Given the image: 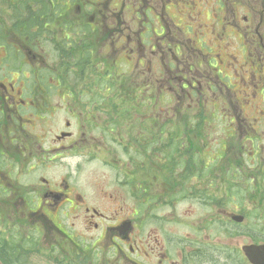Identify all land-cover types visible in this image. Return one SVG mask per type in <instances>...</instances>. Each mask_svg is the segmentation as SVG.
Listing matches in <instances>:
<instances>
[{
    "label": "flooded vegetation",
    "instance_id": "af4514ba",
    "mask_svg": "<svg viewBox=\"0 0 264 264\" xmlns=\"http://www.w3.org/2000/svg\"><path fill=\"white\" fill-rule=\"evenodd\" d=\"M51 92L61 103L65 93L77 127L64 123L49 138L29 119L45 112L38 99ZM111 94L134 97L146 110L160 101L166 111L141 116L136 139L92 137L91 124L102 131L113 124ZM215 121L227 135L212 142ZM169 125L183 138L144 136ZM122 142L138 143L142 153L157 142L148 156L172 178L139 188L138 180L131 187L115 179L135 190L136 207L174 208L176 196L217 215L197 219L191 235L171 230L176 222L189 227L173 214L163 220L138 211L132 220L93 209L84 224L95 233H65L61 210L85 201L48 170L64 156L87 162L96 147ZM162 142L169 147H154ZM174 142L178 153L168 154ZM106 157L118 165L115 154ZM256 209H264V0H0V264H253L243 248L264 246V218L250 215Z\"/></svg>",
    "mask_w": 264,
    "mask_h": 264
},
{
    "label": "rangeland",
    "instance_id": "374dc122",
    "mask_svg": "<svg viewBox=\"0 0 264 264\" xmlns=\"http://www.w3.org/2000/svg\"><path fill=\"white\" fill-rule=\"evenodd\" d=\"M50 94H53L51 92ZM65 94V93H64ZM64 94L60 95V97L63 100V103L60 102V98L56 96V93H54L50 98L47 96L46 98L38 99V102L42 105L43 112L41 114H36V116L32 117L30 116L31 123H35V125H39L37 128V133L40 132V130H46L47 137H52V135L58 131L63 130L64 123H69L70 130L74 131L75 126V120L71 113H69L67 110L64 109V106L67 105L70 100L63 99ZM50 96V95H49ZM110 105H111V111H110V118L113 119L115 122L112 124V126L109 127V129H104V131L99 129H94L96 125H102L101 123H93L92 129H91V136L92 137H104L109 138V135L115 136L116 138L122 137L126 140L128 139H136L138 138V129L140 127V117L145 116L149 117L152 112L154 113V116L161 117L166 110L158 109L161 105V102L159 101L158 105L154 110H146L144 107L139 106L138 99L130 96H124L122 98L116 97L113 94L109 96ZM87 99L85 96L80 97V100ZM90 99V98H89ZM100 99H94L91 98L90 100H94L95 103L100 102ZM163 104V103H162ZM164 105V104H163ZM122 106V109H117V107ZM131 106H134L136 110H133ZM168 107V106H167ZM115 111H118V114H115ZM220 114L221 111L219 110ZM121 113L124 115L121 117ZM97 114L95 115V117ZM169 116V114H168ZM165 118V117H163ZM96 122V121H95ZM158 121H156L157 123ZM145 125V124H144ZM158 125V124H157ZM195 126V125H194ZM201 126V129L204 127V125H198ZM181 128V126H179ZM209 127L212 128L211 135L208 136V140L212 139V142L216 141L215 138L219 137H225L227 135V130L225 125H219V121H215V125H209ZM109 131L113 134H109ZM152 131V130H151ZM162 132V135H159V132ZM155 134H150V131H147V134H144L146 137H150V135L153 136H159L162 138H165L168 133H175L176 136L179 138H183V133L180 130L181 134L179 133V129L177 126L169 125L164 127H156ZM195 136L190 135V138H193ZM108 141V140H107ZM122 146L118 148L115 143H110L107 145H101L100 147H96L94 149V155L96 156L95 159L87 162L81 161V159L77 158H71L64 156L62 159V163L55 165L52 169L48 170V176L53 179H64L67 180L69 185L75 189V192L78 196L82 197L85 201L84 206L80 208H76L75 210L73 207L66 206L61 210L60 213V219L63 226V231L67 234H74V233H82L86 236H89L93 233L91 227L89 229H86V226L84 224V221L88 219L90 215H92V210H96L103 215L107 217H111L114 215L113 212L117 211L121 217H126L129 219H134L135 217L138 218V211L140 218H146L150 214L157 215L163 220L168 219V213L173 214L172 217H179L182 220L181 222H184L189 225V227H183L179 224L174 223V225H170L171 230L176 233H183L189 231L191 235L194 233L190 230L191 227L196 228L198 227V224L196 223V220L199 218L206 217H215L216 209H203V208H195L194 205L188 206V204L183 203L180 201L178 197H174L175 200H178L176 202H180L177 206L174 208H163L159 207L156 208L157 202L150 205V207H144L143 210L140 209L139 203L136 207L137 200L135 198H131L130 196V187H120L117 185L114 181L115 179H120L122 183H124V180L127 178L128 181L131 180L130 186L134 185L135 179L139 181V186H142V181H149L150 176H157V183H167V176L165 173L159 172V168L162 166L160 161H152L149 157L141 158L138 156V143L132 144L131 142H122ZM164 146V143H159L158 145L154 146L155 148H158V146L161 147V145ZM167 143H165L164 149L167 148ZM186 144V143H185ZM126 146V148H124ZM153 148V147H152ZM165 151V150H164ZM164 151H157L158 154H162ZM132 152H135L134 155ZM113 153L116 155V159L121 164L120 167L118 165L116 167H110L109 164L105 163L103 161V158H106L105 161H110L109 158L106 157V154ZM64 154H62L63 156ZM153 157V156H152ZM79 163L80 167L76 171L73 167V163ZM132 162V164L129 166L128 163ZM141 162L145 163V167L139 168V165ZM71 165V166H70ZM151 165H154L151 167ZM71 169H70V167ZM124 173L123 177H115L119 171ZM150 170V172H149ZM138 171V172H137ZM166 171V170H163ZM148 175L146 176V174ZM138 176V177H137ZM134 179H132V178ZM151 183H154L153 180H150ZM146 184H150L149 182H146ZM139 197L138 202H140V197L143 195V192L141 190H138ZM132 194L135 196L136 192L133 191ZM112 196L113 198H110ZM120 196V199H117V201H120L119 204L112 205V201H114V198ZM154 202V201H153ZM190 205V204H189ZM111 207V208H110ZM153 207V208H152ZM155 207V208H154ZM85 208H88L90 210V214L85 212ZM119 208H122L121 211H118ZM228 212H232L231 208ZM110 210V211H109ZM134 211L137 212V215L134 216ZM109 212V213H108ZM175 214V215H174ZM251 217L254 218H264V209H256L254 211V214H250ZM180 221L178 223L182 224ZM150 224V223H149ZM195 224V225H194ZM145 226L144 233L146 232L149 234L151 231V224ZM194 225V226H193ZM138 233V232H137ZM213 233L211 231L204 230L202 233V236L205 234ZM201 236V239L203 240ZM219 242H225L222 241L223 237L219 236L216 237ZM215 236L212 238L213 241H216ZM217 242V241H216ZM221 244V243H220ZM234 242H230L229 245L233 246ZM222 245V244H221ZM38 264V263H37ZM41 264V263H40ZM50 264V263H47Z\"/></svg>",
    "mask_w": 264,
    "mask_h": 264
},
{
    "label": "water",
    "instance_id": "95a60500",
    "mask_svg": "<svg viewBox=\"0 0 264 264\" xmlns=\"http://www.w3.org/2000/svg\"><path fill=\"white\" fill-rule=\"evenodd\" d=\"M236 220H240V218H236ZM244 251H245L246 257L249 260L256 262V264H259V263H257V260L260 257H264V254L261 252V250H258V248L247 247L244 249Z\"/></svg>",
    "mask_w": 264,
    "mask_h": 264
},
{
    "label": "trees",
    "instance_id": "16d2710c",
    "mask_svg": "<svg viewBox=\"0 0 264 264\" xmlns=\"http://www.w3.org/2000/svg\"><path fill=\"white\" fill-rule=\"evenodd\" d=\"M118 113H119L118 111H115V114H118ZM120 116L123 117L124 115L121 113ZM111 122H113V124L115 123V122L113 121V119H111ZM150 136H151V135H150ZM149 172H150V170H149ZM147 175H148V173L146 174V176H147ZM156 179H157V176H155V177H154L153 175L150 176V180H153V181H154V180H156ZM150 180H149V181H142L141 184H143V185H149V184H146V182L151 183ZM138 183H139V181H138ZM134 185H135V183H134ZM150 191H151V190L146 189V194L150 195V193H151ZM138 192H139V191H138ZM204 261H205V260H204ZM204 261H203V263H207V260H206L205 262H204Z\"/></svg>",
    "mask_w": 264,
    "mask_h": 264
}]
</instances>
